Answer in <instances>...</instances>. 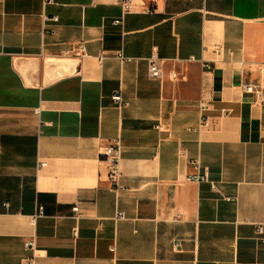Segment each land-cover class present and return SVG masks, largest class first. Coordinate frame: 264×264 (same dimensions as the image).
<instances>
[{
  "label": "crops",
  "instance_id": "1",
  "mask_svg": "<svg viewBox=\"0 0 264 264\" xmlns=\"http://www.w3.org/2000/svg\"><path fill=\"white\" fill-rule=\"evenodd\" d=\"M131 1L0 0V264H264V0Z\"/></svg>",
  "mask_w": 264,
  "mask_h": 264
},
{
  "label": "built area",
  "instance_id": "2",
  "mask_svg": "<svg viewBox=\"0 0 264 264\" xmlns=\"http://www.w3.org/2000/svg\"><path fill=\"white\" fill-rule=\"evenodd\" d=\"M118 3L121 7V16L118 18H115L113 20L114 24H121L123 21L124 15L132 12L133 9V4L131 0H118ZM53 20H56V18H53ZM78 50L80 52L83 51V47L80 45L78 47ZM118 57L123 58L121 55V52L117 53ZM203 67L205 69H209L210 65L207 63L203 64ZM148 73L151 78H160L162 74V69H161V59L158 57L156 51L153 49L151 52L149 58H148ZM172 76H175L173 73ZM242 90L245 93L252 94L256 97V102L259 104H264V96L260 95L261 91L258 85L252 84V83H247L242 85ZM112 100L117 104H121V96L119 93H115L111 96ZM224 111V110H222ZM207 120L206 117H202L201 119V124H206ZM159 128V126H157ZM120 152H121V143L119 138L113 139L109 141L106 145H104L101 150H100V155L102 157V160L107 164V171H108V179L111 182V185H114V190H116V182L117 178L120 175L119 172V158H120ZM44 163H40V165H43ZM189 165L193 169H197L198 165L195 160H190ZM188 180L192 181H207L206 174H198L197 172L191 173L186 177ZM211 187L216 190L215 185L211 184ZM72 211V218L77 220L81 214L78 210L77 206H74L71 208ZM42 214V207H39L37 212L32 216V220H35V218L41 216ZM114 218L116 220L122 219L123 218V213L121 211H116ZM33 222V221H32ZM256 232L258 234L262 233V227L258 226L256 228ZM24 246L27 250H30L34 252L35 250V244L33 240H26L24 243ZM179 247V243L175 242L174 243V250H177Z\"/></svg>",
  "mask_w": 264,
  "mask_h": 264
},
{
  "label": "rangeland",
  "instance_id": "3",
  "mask_svg": "<svg viewBox=\"0 0 264 264\" xmlns=\"http://www.w3.org/2000/svg\"><path fill=\"white\" fill-rule=\"evenodd\" d=\"M189 166H190V165H189ZM190 167H191V166H190ZM191 168H192V167H191ZM197 168H198V167H197ZM192 169H193V168H192ZM193 170H195V169H193ZM196 170H197V169H196ZM196 170H195V171H196Z\"/></svg>",
  "mask_w": 264,
  "mask_h": 264
}]
</instances>
